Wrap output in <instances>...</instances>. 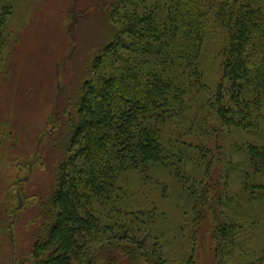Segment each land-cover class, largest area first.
Listing matches in <instances>:
<instances>
[{"label":"trees","instance_id":"trees-1","mask_svg":"<svg viewBox=\"0 0 264 264\" xmlns=\"http://www.w3.org/2000/svg\"><path fill=\"white\" fill-rule=\"evenodd\" d=\"M13 2L0 0V48L7 43ZM107 16L112 37L90 62L68 114L67 155L41 204L27 264H98L102 246H109L98 247L99 237L127 232L137 221L124 204V212L116 211L125 195L120 178H146L155 166L167 169L186 192L194 229L212 224L216 263L223 264L234 231L249 223L241 222L242 198L226 185L232 160L227 157L222 172L216 169L225 153L220 158V148L209 149L204 140L232 131L257 136L264 129V0H114ZM208 33L216 35L220 57L214 90L203 82L200 63ZM188 104L197 111L190 123L179 131L175 125L166 136L163 126L186 115ZM241 148L254 173L264 175V146ZM261 194L249 193L246 202ZM117 239L131 240L126 233Z\"/></svg>","mask_w":264,"mask_h":264},{"label":"rangeland","instance_id":"rangeland-1","mask_svg":"<svg viewBox=\"0 0 264 264\" xmlns=\"http://www.w3.org/2000/svg\"><path fill=\"white\" fill-rule=\"evenodd\" d=\"M113 1L13 2L4 33L7 43L0 48V264H27L30 259L42 222L41 204L55 188L56 171L67 155L68 114L74 112L80 88L89 78L90 62L112 37L107 15ZM218 50L216 35L208 33L200 63L210 90L221 78ZM187 109L180 124L169 120L162 125L166 136L175 125L179 131L190 123L197 111L191 104ZM249 142L264 146V129L257 136L232 131L204 140L209 149L220 148V158L225 153L216 169L222 172L227 157L232 160L226 185L230 194L242 198L241 222L249 223L234 231L235 244L224 249L230 253L222 256L223 264H259L261 258L264 264V195L250 202L245 198L264 193L257 189L264 187V175L254 173L241 148ZM138 174L120 178L125 195L116 206L124 212V204L137 217L124 232L131 240L119 241L117 236L124 234L119 229L105 232L96 245L109 246L102 244L98 264H217L212 224L207 220L194 229L187 214L191 202L178 180L160 166L146 178ZM108 211H102V220Z\"/></svg>","mask_w":264,"mask_h":264}]
</instances>
